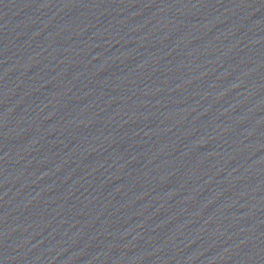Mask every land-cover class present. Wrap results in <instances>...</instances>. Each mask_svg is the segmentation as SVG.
<instances>
[{"label": "water", "instance_id": "obj_1", "mask_svg": "<svg viewBox=\"0 0 264 264\" xmlns=\"http://www.w3.org/2000/svg\"><path fill=\"white\" fill-rule=\"evenodd\" d=\"M0 166L96 264H264V0H0Z\"/></svg>", "mask_w": 264, "mask_h": 264}]
</instances>
